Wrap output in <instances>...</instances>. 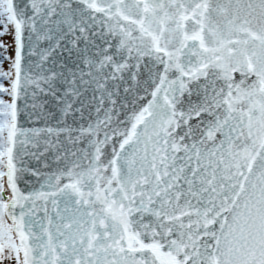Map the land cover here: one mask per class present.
I'll use <instances>...</instances> for the list:
<instances>
[{
    "label": "water",
    "instance_id": "water-1",
    "mask_svg": "<svg viewBox=\"0 0 264 264\" xmlns=\"http://www.w3.org/2000/svg\"><path fill=\"white\" fill-rule=\"evenodd\" d=\"M8 3L26 264H264V0Z\"/></svg>",
    "mask_w": 264,
    "mask_h": 264
},
{
    "label": "bare ground",
    "instance_id": "bare-ground-1",
    "mask_svg": "<svg viewBox=\"0 0 264 264\" xmlns=\"http://www.w3.org/2000/svg\"><path fill=\"white\" fill-rule=\"evenodd\" d=\"M7 32L3 38V40L6 41V54H7V60H9V62H4L2 64H0V70L3 71L4 73H7V75L9 76V72L10 74H12L13 72V68H14V62H15V55H14V48H13V42H12V35H11V28L8 24V29ZM5 83V85L9 86V80L3 82ZM5 196L6 198H10L11 194L8 190L5 191ZM4 232H10V227H7L6 230ZM5 233V234H6ZM11 240H8V244L4 249V253L3 255L0 254V259L2 261H0V264H23L22 260H21V255L18 249V246L15 244V236L14 237H10Z\"/></svg>",
    "mask_w": 264,
    "mask_h": 264
},
{
    "label": "rangeland",
    "instance_id": "rangeland-1",
    "mask_svg": "<svg viewBox=\"0 0 264 264\" xmlns=\"http://www.w3.org/2000/svg\"><path fill=\"white\" fill-rule=\"evenodd\" d=\"M5 248V247H4ZM3 253H4V250L2 249V250H0V254H2L3 255ZM0 261H2L1 259H0Z\"/></svg>",
    "mask_w": 264,
    "mask_h": 264
}]
</instances>
